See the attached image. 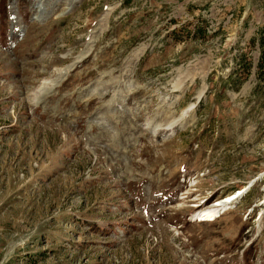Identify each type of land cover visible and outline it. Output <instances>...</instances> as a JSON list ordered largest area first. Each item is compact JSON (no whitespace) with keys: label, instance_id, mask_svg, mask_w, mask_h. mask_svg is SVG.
Here are the masks:
<instances>
[{"label":"rangeland","instance_id":"rangeland-1","mask_svg":"<svg viewBox=\"0 0 264 264\" xmlns=\"http://www.w3.org/2000/svg\"><path fill=\"white\" fill-rule=\"evenodd\" d=\"M261 51L264 0H0V264H264Z\"/></svg>","mask_w":264,"mask_h":264},{"label":"bare ground","instance_id":"bare-ground-1","mask_svg":"<svg viewBox=\"0 0 264 264\" xmlns=\"http://www.w3.org/2000/svg\"><path fill=\"white\" fill-rule=\"evenodd\" d=\"M64 4H65V2H64ZM69 7H70V5H69ZM43 13L44 14L45 13L48 14V11H43ZM241 189L242 188H240L238 190H241ZM232 194H234V192L231 193V194H229V195H226L225 197H222V198H219V199L214 200L216 202L209 203L207 206H205L201 210L199 209V211L196 212V214H195L197 216V218L199 219V221H206L208 219L209 220H214L216 217H218L219 214H220V210H221L222 207H224L225 205H227L228 203L232 202L234 199H236V198L239 197V195H238L235 198L228 200ZM197 218H195V220H197Z\"/></svg>","mask_w":264,"mask_h":264},{"label":"trees","instance_id":"trees-1","mask_svg":"<svg viewBox=\"0 0 264 264\" xmlns=\"http://www.w3.org/2000/svg\"><path fill=\"white\" fill-rule=\"evenodd\" d=\"M261 45H263V41L261 42ZM257 70H261L264 67V51H261L260 58L257 63Z\"/></svg>","mask_w":264,"mask_h":264},{"label":"water","instance_id":"water-1","mask_svg":"<svg viewBox=\"0 0 264 264\" xmlns=\"http://www.w3.org/2000/svg\"><path fill=\"white\" fill-rule=\"evenodd\" d=\"M231 198H229L228 200H230Z\"/></svg>","mask_w":264,"mask_h":264}]
</instances>
